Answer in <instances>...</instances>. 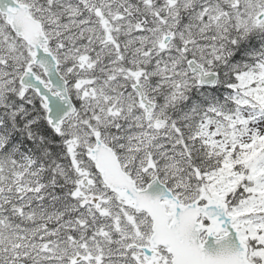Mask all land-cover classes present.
<instances>
[{
	"label": "snow or ice",
	"instance_id": "obj_1",
	"mask_svg": "<svg viewBox=\"0 0 264 264\" xmlns=\"http://www.w3.org/2000/svg\"><path fill=\"white\" fill-rule=\"evenodd\" d=\"M0 264H264V0H0Z\"/></svg>",
	"mask_w": 264,
	"mask_h": 264
}]
</instances>
